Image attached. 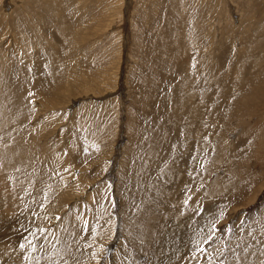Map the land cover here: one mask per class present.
Masks as SVG:
<instances>
[{
    "label": "rangeland",
    "instance_id": "obj_1",
    "mask_svg": "<svg viewBox=\"0 0 264 264\" xmlns=\"http://www.w3.org/2000/svg\"><path fill=\"white\" fill-rule=\"evenodd\" d=\"M24 263L264 264V0H0Z\"/></svg>",
    "mask_w": 264,
    "mask_h": 264
},
{
    "label": "bare ground",
    "instance_id": "obj_2",
    "mask_svg": "<svg viewBox=\"0 0 264 264\" xmlns=\"http://www.w3.org/2000/svg\"><path fill=\"white\" fill-rule=\"evenodd\" d=\"M245 67V66H244ZM241 76V75H240ZM27 218V217H26ZM208 220V219H207ZM201 226V225H200ZM6 228V227H5ZM13 234V233H12ZM187 254V253H186ZM14 260V259H13ZM33 260V259H32ZM32 262V261H31ZM25 264V263H24Z\"/></svg>",
    "mask_w": 264,
    "mask_h": 264
}]
</instances>
